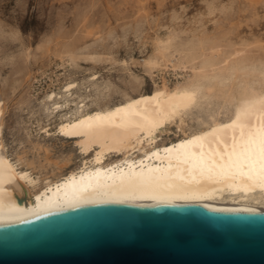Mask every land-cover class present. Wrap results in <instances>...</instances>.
<instances>
[{
	"label": "bare ground",
	"instance_id": "1",
	"mask_svg": "<svg viewBox=\"0 0 264 264\" xmlns=\"http://www.w3.org/2000/svg\"><path fill=\"white\" fill-rule=\"evenodd\" d=\"M221 45L196 35L157 36L144 66L189 73L187 78L92 111L81 100L59 122L57 135L73 141L83 160L56 179L40 180L9 158L0 95V225L107 203L263 212L264 63L248 69L245 50L228 52ZM241 78L244 85L237 89ZM75 87L66 84L64 93ZM58 98L56 92L47 95L56 110L63 107ZM214 98L219 108L208 113L205 127L159 144L168 126L194 107L211 106Z\"/></svg>",
	"mask_w": 264,
	"mask_h": 264
},
{
	"label": "rangeland",
	"instance_id": "2",
	"mask_svg": "<svg viewBox=\"0 0 264 264\" xmlns=\"http://www.w3.org/2000/svg\"><path fill=\"white\" fill-rule=\"evenodd\" d=\"M192 35L218 42L228 52L248 51L242 55L246 67L260 66L264 0H0V95L7 155L40 180L77 168L83 155L73 141L57 135L59 122L81 100L92 111L150 93L164 82L173 87L183 81L189 73L151 72L143 60L155 53L157 36ZM69 52L78 58L71 61ZM87 54L97 59L85 58ZM68 83L76 85L70 95L64 93ZM243 85L241 78L237 89ZM52 92L62 97L58 110L48 102ZM215 108L216 98L211 106L194 107L161 133L159 144L205 127L202 122L209 121Z\"/></svg>",
	"mask_w": 264,
	"mask_h": 264
},
{
	"label": "water",
	"instance_id": "3",
	"mask_svg": "<svg viewBox=\"0 0 264 264\" xmlns=\"http://www.w3.org/2000/svg\"><path fill=\"white\" fill-rule=\"evenodd\" d=\"M0 264H264V211L87 205L1 224Z\"/></svg>",
	"mask_w": 264,
	"mask_h": 264
}]
</instances>
